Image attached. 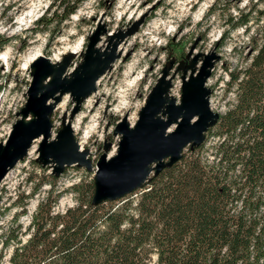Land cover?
Masks as SVG:
<instances>
[{
	"label": "trees",
	"instance_id": "1",
	"mask_svg": "<svg viewBox=\"0 0 264 264\" xmlns=\"http://www.w3.org/2000/svg\"><path fill=\"white\" fill-rule=\"evenodd\" d=\"M70 3L50 0L33 31L51 30L59 10L61 21L68 19L78 7ZM250 17L232 16L221 41L230 30L247 28ZM251 50L244 68L225 66V90L234 93V102L218 113L204 140L174 162L165 160L141 187L94 202L93 172L68 188L59 187L61 174L38 182L26 197L43 183L49 188L21 232L27 237L16 234L20 224L5 233L3 245L14 242L9 264H264V42ZM68 191L74 203L56 211ZM24 204L13 222L26 211Z\"/></svg>",
	"mask_w": 264,
	"mask_h": 264
},
{
	"label": "rangeland",
	"instance_id": "2",
	"mask_svg": "<svg viewBox=\"0 0 264 264\" xmlns=\"http://www.w3.org/2000/svg\"><path fill=\"white\" fill-rule=\"evenodd\" d=\"M99 1L77 3L78 0H71L70 4H78L75 13L61 21L59 10L49 25L51 30L34 32V21L43 16L50 0H0V44L8 40L0 50V142L7 138L26 100L31 79L30 64L25 65L28 53L39 49L42 56L50 58L65 45L82 41V50L73 58L74 63L79 64L87 38L99 18L109 32L125 30L145 16L138 30L120 45V58L98 80L96 92L83 101L80 112L72 119V124L75 118L80 120L73 132L81 149L88 150L93 166L102 154L111 158L117 153L120 135L115 134L116 123L131 117L128 124L134 127L150 94L181 102L182 93L190 89L200 66L199 61L193 60L194 54H203L202 58L206 53L216 54L205 85L210 89L211 109L215 113L225 111L234 102V93L225 90L228 79L225 66L229 70L244 68L255 52L251 45L264 42V0ZM28 8L34 9V16L19 23L18 17ZM247 12H251L248 27L230 30L221 41L220 32L231 26L229 19ZM50 35H53L52 40H49ZM104 43L102 39L100 45ZM192 48L191 56L188 53ZM73 106L71 96L65 94L52 112L53 136L62 125L61 119L69 116ZM39 141L33 142L35 152L28 153L0 182V264H9V253L14 246V242L7 247L3 245L6 231L20 224L21 228L15 230L24 240L27 234H21L49 188L43 183L37 193L26 197L38 182L47 180L51 172L49 167L44 169L35 161ZM211 141L208 140V145ZM87 172L85 167L68 166L59 176L58 185L68 188ZM28 177L34 178L32 182ZM74 201L73 194L68 191L60 196L54 208L62 211ZM23 202L26 211L13 222L14 213L21 210Z\"/></svg>",
	"mask_w": 264,
	"mask_h": 264
},
{
	"label": "water",
	"instance_id": "3",
	"mask_svg": "<svg viewBox=\"0 0 264 264\" xmlns=\"http://www.w3.org/2000/svg\"><path fill=\"white\" fill-rule=\"evenodd\" d=\"M144 18L135 20L125 30L109 32L99 18L87 38L79 64L74 63L72 53L64 54L59 62L44 56L33 61L25 103L7 138L0 142V182L28 155L33 142L40 139L36 162L49 167L56 176L71 165L85 167L94 174V202L115 200L141 187L153 170L166 164L165 160L174 162L187 146L204 140L206 129L219 116L211 109L210 89L205 85L217 58L213 52L203 58V54H194L193 60L201 65L190 89L182 93L180 103L150 94L134 127H129L125 117L116 123L115 134L120 139L113 157L102 154L93 166L88 150L81 149L75 138L72 119L80 112L83 101L96 92L97 80L120 58V45L138 30ZM102 39L105 43L101 46ZM192 52L193 48L188 55L192 56ZM66 93L74 106L69 116L61 119L62 125L53 136L52 112Z\"/></svg>",
	"mask_w": 264,
	"mask_h": 264
},
{
	"label": "bare ground",
	"instance_id": "4",
	"mask_svg": "<svg viewBox=\"0 0 264 264\" xmlns=\"http://www.w3.org/2000/svg\"><path fill=\"white\" fill-rule=\"evenodd\" d=\"M32 16H34V9L33 8H28V9H26L25 11H23L22 13H21V15L18 17V20H19V23L21 22H24L25 20L27 21L28 19L30 20L31 18H32ZM28 20V21H29ZM25 21V22H26ZM82 48H83V43H82V41H79V42H76L75 44H72V45H65L64 46V49H59L58 51H56L55 53H54V55L52 56V57H50V58H48V59H51L52 61H54V62H59V61H61L62 59H61V57L66 53V52H69V53H72V54H74V55H76V54H78L79 53V51H81L82 50ZM42 53L40 52V50L39 49H33V51H31L30 53H28V55H27V57H26V63H25V65H28L29 66V64L31 65L32 63H33V61L36 59V58H38L39 56H42L41 55ZM205 55H207V53L205 54ZM204 55V56H205ZM200 63V62H199ZM200 65H201V63H200ZM27 66V67H28ZM200 67V66H199ZM199 69V68H198ZM198 69H197V72H198ZM102 77V76H101ZM100 77V78H101ZM99 78V79H100ZM98 79V80H99ZM98 80H97V82H98ZM97 82H96V84H97ZM121 92H123V90H121ZM120 93V92H119ZM67 94V93H66ZM122 95H123V93H121ZM122 97V96H121ZM124 99V98H123ZM122 99V100H123ZM124 101V100H123ZM122 102V101H121ZM123 103V102H122ZM120 105V104H119ZM126 105V104H125ZM122 106V105H121ZM121 108H123V107H121ZM118 110V109H117ZM127 118V122H128V119H131V117H126ZM75 120V122H74V124H72V128H73V130H74V128H76V127H78V125L80 124V120L78 119V118H75L74 119ZM129 127L130 128H132L130 125H129ZM38 140V139H37ZM36 144V143H35ZM30 150V151H29ZM29 153L31 154V153H34L35 152V145L33 144L30 148H29Z\"/></svg>",
	"mask_w": 264,
	"mask_h": 264
},
{
	"label": "built area",
	"instance_id": "5",
	"mask_svg": "<svg viewBox=\"0 0 264 264\" xmlns=\"http://www.w3.org/2000/svg\"><path fill=\"white\" fill-rule=\"evenodd\" d=\"M31 217H32V215H31Z\"/></svg>",
	"mask_w": 264,
	"mask_h": 264
}]
</instances>
